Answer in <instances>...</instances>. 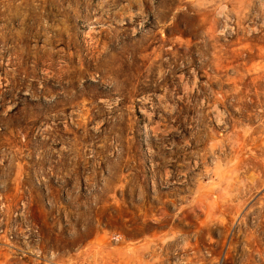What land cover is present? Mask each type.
<instances>
[{"label":"rangeland","instance_id":"374dc122","mask_svg":"<svg viewBox=\"0 0 264 264\" xmlns=\"http://www.w3.org/2000/svg\"><path fill=\"white\" fill-rule=\"evenodd\" d=\"M0 264H264V0H0Z\"/></svg>","mask_w":264,"mask_h":264}]
</instances>
